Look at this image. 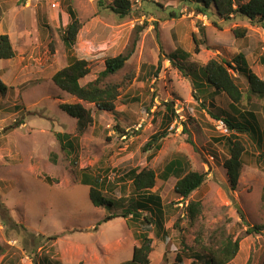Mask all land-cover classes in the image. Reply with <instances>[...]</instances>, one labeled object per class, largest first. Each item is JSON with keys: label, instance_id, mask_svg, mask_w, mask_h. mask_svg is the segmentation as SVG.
Listing matches in <instances>:
<instances>
[{"label": "rangeland", "instance_id": "374dc122", "mask_svg": "<svg viewBox=\"0 0 264 264\" xmlns=\"http://www.w3.org/2000/svg\"><path fill=\"white\" fill-rule=\"evenodd\" d=\"M113 1L0 0V34L9 37L15 53L11 60H0V81L7 88L0 94V264H131L134 223L120 216L121 205L93 206L81 170L105 179L103 195L123 198L131 211L137 197L125 176L143 168L156 174L150 192L159 195L162 205L172 206L163 219L167 254L153 226L147 230L149 264H204L208 249L228 240H237L238 251L227 264H258L264 229L245 232L264 225V151L257 148L264 134V98L251 95L246 80L229 71L243 94L236 109L257 118L247 115L249 129L239 135L244 165L232 190L222 168L228 157L226 137L213 116L230 101L205 87V81L200 84L198 73H181L166 56L182 50L190 55L184 65L199 71L211 59L230 62L242 53L264 82V28L239 17L223 22L211 9L201 15L183 0H129L131 12L119 18L108 9ZM68 7L83 25L70 55L62 41ZM237 28L246 29L240 40L234 37ZM133 42L124 67L105 79L120 85L114 113L81 103L93 123L78 133L76 120L58 107L77 100L57 89L51 76L75 57L89 68L81 85L94 81L104 61ZM170 103L173 115L165 111ZM159 132L165 134L150 159L152 151L144 153L142 147ZM177 159L185 162L182 174H205L203 185L183 202L173 193L176 179H161L165 165ZM189 202L201 205L192 222L183 212ZM108 216L115 217L105 221ZM177 219L181 222L173 227Z\"/></svg>", "mask_w": 264, "mask_h": 264}, {"label": "trees", "instance_id": "16d2710c", "mask_svg": "<svg viewBox=\"0 0 264 264\" xmlns=\"http://www.w3.org/2000/svg\"><path fill=\"white\" fill-rule=\"evenodd\" d=\"M195 7L197 13L208 16L209 10H213L218 20L223 22L231 21L232 19L239 17L245 19L250 24H258L264 28V0H183ZM192 1V2H191ZM112 11L119 18H125L131 12V4L129 0H114L109 6ZM66 14L68 15V23L64 28L62 34V41L66 52L70 55L72 47L76 41L78 32L82 28V23L76 17V13L71 7L67 8ZM169 15L175 18V12H171ZM234 37L240 40L245 37L246 29L237 28L233 31ZM194 53H198L197 40L193 39ZM135 42L128 47L124 53H121L113 58H108L104 61V68L98 74L94 81L81 85L80 81L89 74V68L87 62L83 59H77L70 57L68 64L62 69L56 71L50 78L51 83L60 91L72 96L77 100L74 104H60L58 107L70 117L76 120L77 132L83 133L93 123L91 111L85 109L81 103L94 105V107L101 112L114 113L115 103L119 97L120 85L116 83H107L105 79L109 76L115 75L119 72L133 54ZM13 46L9 40V37L5 34L0 35V60L7 61L14 58ZM168 61L177 67L181 73L198 75L200 84L202 80L208 88H213V92L224 94L230 101L229 107L222 111L220 115L215 116V120H222L227 128L228 134L222 135L225 138V147L228 151V157L223 161L222 168L225 170L228 177L229 185L232 190L237 186L241 169L244 165L243 154H245L244 144L240 141L239 135L247 133V115L250 120L256 118L255 114L240 112L236 107L242 102L243 94L236 83L235 79L229 71L236 72L239 76L246 80L248 85V91L251 95L263 99L264 98V82L257 75H255L249 68L248 63L244 56L239 53L234 56L230 62L225 60L217 61L215 59L209 60L204 66L199 68V71L195 70L191 65L184 63L189 59L190 55L182 50H177L174 53L166 56ZM177 61V62H176ZM260 63L264 66V55L260 58ZM158 70V69H157ZM157 73V71H156ZM198 73V74H197ZM7 90L6 86L0 81V94H4ZM167 113L173 115L172 103L166 106ZM257 119V118H256ZM172 121L169 119L168 124ZM165 124V123H164ZM236 133V135H234ZM164 132L155 133L150 136L147 142L143 145L142 151L144 153L151 152V155L159 150V140L163 138ZM192 145V142L189 140ZM257 148H261L264 151V134L259 138ZM264 155V152H263ZM261 155L262 160L264 156ZM185 162L181 159H177L169 162L165 165L161 179L167 181L170 177L176 179L173 186V193L177 196L181 202L186 201L190 195L198 190L205 181V174L188 171L182 174L183 166ZM81 182L90 186L89 199L93 206L98 208L111 209L114 205H121L123 208L120 210V216H122L126 223L130 219L132 223L131 230L133 238L136 241V245L132 250L131 264H149V255L152 252L151 243L152 240L148 235L147 230L150 226H153L155 234L162 238V242L165 245V251L167 254L168 238H166L167 230H163L164 213L165 210H170L171 205H162V200L156 193H151V189L155 186L156 174L152 169L143 168L141 170H130L126 174V179L130 180L133 188V197H137L135 200L137 207H133V210H129L124 206V199L110 200L103 195L102 188L104 187V180L98 174H92L87 169L81 170ZM100 178L101 188L100 190L95 187V184L99 183ZM112 188V187H111ZM132 199V197H131ZM130 201V198H128ZM180 202V203H181ZM136 212V213H133ZM184 217L189 221H194L201 213V205L199 202H189L185 208H183ZM147 213V216L143 214ZM115 216L106 217L105 221L112 219ZM181 222L180 219L174 223L173 227H177ZM148 226V227H146ZM137 229H140L138 231ZM264 229L263 226H250L246 230V235L259 234ZM2 250L0 246V251ZM186 250H189L186 248ZM191 251V250H190ZM207 251V250H206ZM238 251V242L235 240L232 242L228 240L226 243H222L217 249H208L206 252L207 260L204 264H227L234 259ZM179 256H176L178 259ZM191 264H194L193 262ZM246 264H249L247 262ZM258 264H264V250L261 252Z\"/></svg>", "mask_w": 264, "mask_h": 264}, {"label": "built area", "instance_id": "2783aa9c", "mask_svg": "<svg viewBox=\"0 0 264 264\" xmlns=\"http://www.w3.org/2000/svg\"><path fill=\"white\" fill-rule=\"evenodd\" d=\"M53 6H55V5H53ZM216 122H217L216 127H217V130L219 131V133L221 135H227L228 131H227L225 123L222 120H218Z\"/></svg>", "mask_w": 264, "mask_h": 264}, {"label": "crops", "instance_id": "0c3cea01", "mask_svg": "<svg viewBox=\"0 0 264 264\" xmlns=\"http://www.w3.org/2000/svg\"><path fill=\"white\" fill-rule=\"evenodd\" d=\"M65 15V14H64ZM67 15V14H66ZM68 16V15H67ZM62 17V21H63V16H61ZM66 19V18H65ZM0 35H3V34H0ZM239 54V53H238ZM242 54V53H241ZM237 55V54H236ZM235 55V56H236ZM243 55V54H242ZM244 56V55H243ZM244 58H245V56H244ZM246 59V58H245ZM246 62H247V60H246ZM248 63V62H247ZM249 65V64H248ZM250 68V67H249ZM251 69V68H250ZM252 71V70H251ZM119 181H121V180H119Z\"/></svg>", "mask_w": 264, "mask_h": 264}]
</instances>
